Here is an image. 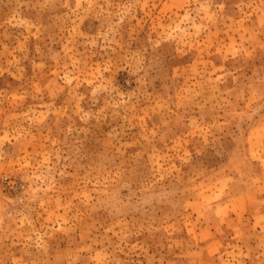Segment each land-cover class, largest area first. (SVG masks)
Returning <instances> with one entry per match:
<instances>
[{
  "label": "rangeland",
  "instance_id": "374dc122",
  "mask_svg": "<svg viewBox=\"0 0 264 264\" xmlns=\"http://www.w3.org/2000/svg\"><path fill=\"white\" fill-rule=\"evenodd\" d=\"M0 264H264V0H0Z\"/></svg>",
  "mask_w": 264,
  "mask_h": 264
}]
</instances>
